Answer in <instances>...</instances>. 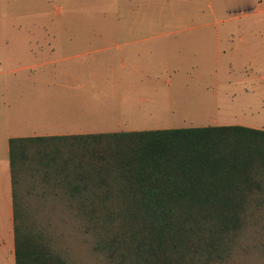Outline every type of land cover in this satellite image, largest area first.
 I'll return each instance as SVG.
<instances>
[{"label":"rangeland","instance_id":"1","mask_svg":"<svg viewBox=\"0 0 264 264\" xmlns=\"http://www.w3.org/2000/svg\"><path fill=\"white\" fill-rule=\"evenodd\" d=\"M88 96L104 119L69 121ZM230 124L264 129V0H0V176L13 136ZM253 241L230 264H264Z\"/></svg>","mask_w":264,"mask_h":264},{"label":"trees","instance_id":"2","mask_svg":"<svg viewBox=\"0 0 264 264\" xmlns=\"http://www.w3.org/2000/svg\"><path fill=\"white\" fill-rule=\"evenodd\" d=\"M8 163L15 264H230L264 244L261 128L14 136Z\"/></svg>","mask_w":264,"mask_h":264},{"label":"crops","instance_id":"3","mask_svg":"<svg viewBox=\"0 0 264 264\" xmlns=\"http://www.w3.org/2000/svg\"><path fill=\"white\" fill-rule=\"evenodd\" d=\"M98 101L94 97H84L80 102L75 106H70L68 110V115H71L69 121H74L78 123H89L95 124L101 119H104V115H107L108 112V103L103 100ZM72 125V124H71ZM80 133V132H79ZM85 133V132H81ZM87 133V132H86ZM59 134H70V133H59ZM38 135H52V134H38ZM22 136V135H20ZM23 136H34V135H23ZM14 137V136H13ZM10 138V137H9ZM8 138V139H9ZM7 154H8V140H7ZM7 220L8 224L3 223V228L6 230V235L8 238L13 236L12 230V193H11V181H10V172H9V163L8 170L0 176V219ZM3 241V238L0 239ZM9 252H14V249H11V243L9 247Z\"/></svg>","mask_w":264,"mask_h":264}]
</instances>
